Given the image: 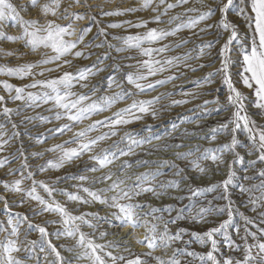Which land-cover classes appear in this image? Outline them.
I'll return each instance as SVG.
<instances>
[{
  "label": "snow or ice",
  "instance_id": "snow-or-ice-1",
  "mask_svg": "<svg viewBox=\"0 0 264 264\" xmlns=\"http://www.w3.org/2000/svg\"><path fill=\"white\" fill-rule=\"evenodd\" d=\"M74 5L85 11L74 10ZM94 7L100 8L98 14L90 11ZM97 15L121 19L101 27ZM85 20L88 24L82 25ZM185 31L188 35H183ZM3 41L16 47L0 46V59L5 61L0 63V76L21 83L0 79L4 93L0 94V153H7L0 155V169H6L0 177L4 213L0 264H264V0H138L135 5L110 9L88 0H73L67 6L64 0L20 4L0 0ZM102 48L100 54L91 51ZM113 50L136 55L114 57ZM29 54L33 59L24 61ZM93 55L97 58L91 64H77ZM7 58L20 62L12 65ZM105 60L112 64L105 65ZM106 67L111 72L93 83L92 78ZM196 72L203 74L189 78ZM169 84L172 90L157 92ZM186 85L194 90L184 91ZM177 89L181 98L171 99L163 108L170 110L216 93L188 111L202 109L201 116L223 113L210 129V142L219 135L229 139L173 152L175 160L141 158L138 150L154 155L145 145L156 151L185 147L183 143L153 145V139L163 138L126 130L146 116L157 118L161 109L156 105L176 96ZM150 92L156 94L145 96ZM9 102L20 103L9 107ZM45 105L51 115H23L19 121L60 122L37 133L35 145L70 135L32 151L20 140L9 151L21 136L12 117L21 116L22 109ZM105 112L109 115L101 116ZM193 120L180 118L168 135L180 131L185 138L209 139L180 129ZM30 158L44 159L33 165ZM14 160L19 165L7 167ZM176 160L188 163L182 167ZM66 166L77 171L38 178ZM165 167L174 171L170 178L159 179ZM138 168L144 171L134 170ZM213 175L223 178L205 185L194 183ZM163 197L189 203L178 207L150 202ZM25 205L26 211H13ZM44 214L51 218L41 223L30 218ZM196 225L205 227L196 229ZM32 231L39 233L38 239H29ZM193 243L203 250H190Z\"/></svg>",
  "mask_w": 264,
  "mask_h": 264
},
{
  "label": "rangeland",
  "instance_id": "rangeland-1",
  "mask_svg": "<svg viewBox=\"0 0 264 264\" xmlns=\"http://www.w3.org/2000/svg\"><path fill=\"white\" fill-rule=\"evenodd\" d=\"M14 3L20 4V3H26V0H13ZM73 2V0H64L65 6H67L68 4H71ZM138 2V0H123V3H121V0H88L89 4H93V5H101L103 6L104 9H110L115 7L116 5H120L121 7H126L129 5H135ZM74 10L77 11H85L84 8L80 7V6H75L74 5ZM180 9H177L176 11H179ZM92 13L98 14L100 12V8L98 7H94L90 10ZM31 12V9H29L28 13H25V15L29 14ZM136 15H147V13H137ZM97 19H100L103 21V23L100 25L101 27L105 26L107 22L112 21V20H118L121 19L120 17H101L99 15H97ZM82 25H87L88 21H82L81 22ZM9 32H15L16 29L15 28H9L8 29ZM96 31V27H93V33H95ZM108 31L110 32H114V33H122L123 30H116V29H108ZM131 31H136L135 29H132ZM183 35H188L187 31H185L183 33ZM89 38H91V34L89 36ZM99 39H103V37H100ZM109 39H111V37H109ZM94 43L99 42V40L93 41ZM113 43H116L115 41H112ZM0 46H3L5 48H14L16 47L15 44H12L10 42L7 41H3L0 42ZM189 47H192V45H188ZM186 46V47H188ZM23 51V49H22ZM91 51L100 54L102 52L105 51V49H91ZM177 51H183L181 50H177ZM136 55L135 52L132 53H116L114 50L112 51V56L114 57H120V56H125V55ZM170 54H174V53H170ZM96 55H93L92 57H90L88 60H79L77 61L78 65H85V64H91L92 61L96 60ZM8 62L12 65H15L16 63L20 62L17 61L15 58H7ZM33 59V56L31 54L24 56L23 60L24 61H28ZM5 62L4 60L0 59V63ZM122 64H127V63H135V61H127V60H121L119 61ZM105 65H111L112 64V60H105L104 61ZM129 69H123V71H128ZM209 69H204V72H207ZM111 72V68H105V72L100 73L99 75H97L96 77L92 78V82L95 83L96 81L101 80L102 77H106L109 73ZM202 72H196V73H189V78H195L197 76L202 75ZM52 75H56V73H52ZM0 79H9L10 82L12 83H16L19 84L21 83L20 80H18L17 78L14 77H5V76H0ZM179 82H183V78L181 80L176 81L177 84H179ZM169 87V88H167ZM215 87V86H213ZM170 88H172V85H165L161 88L157 89V92H163L166 90H169ZM172 90V89H170ZM190 90H194L193 86L191 85H186L184 88V91H190ZM113 91H115V89H113ZM0 94H4L2 92V86H0ZM156 92H150V93H145V96H151V95H155ZM216 95V93H212L211 95H203L201 96L199 99L197 100H193L191 103L182 105V106H174L172 107L170 110L163 108L162 106H166L169 104V101L171 99H177V98H181L180 97V90L177 89L176 90V96L173 97H168L166 99H163L160 101V103L158 105H156V107L158 109H161V111L159 112V115L157 116V118L153 119L151 116H146L144 120L142 121H138L135 122L132 125H129L128 128L126 130H130V131H134L139 133L140 136H148L151 134H155V135H159L161 136L163 139L160 141H157L155 139L152 140V144H160L163 145L165 143H172V144H177V143H183L185 145V147L183 148H169L166 151H164L163 149H161L160 151H156L155 149H152L149 145H145L144 148L145 150L148 151H153L154 155L153 156H146L145 153L143 151H139V156L141 158L144 159H173L175 160L176 158L172 155L173 152L176 151H187L189 146L195 145V144H200L203 147H209V146H215L217 144L223 143L226 140L229 139V137H226L224 135H219L216 141H211L210 142V129L212 127H214L217 123V121H219L223 115V113H221L220 115H217L215 113L211 114V115H206V116H201L199 115L200 112H202V109H197L196 113H192L189 112L188 109H191L194 107V105L196 104H200L203 102L204 99H212L214 96ZM207 97V98H206ZM221 99H223V93L221 91ZM129 101H122L120 104L116 105L115 107H122L124 106V104L129 103ZM20 102H16L15 104L9 102V107H16L17 104H19ZM49 107L48 105L42 106L41 108L38 109H22L21 112V116H13V120H15L18 124L19 121L22 119L23 115H33L35 113H40L41 115H51V113L45 111V109ZM208 107L214 108L216 107L215 105H208ZM113 110H115V108H113ZM177 113H179L178 116H174ZM103 115H109L108 112L102 113L101 116ZM194 117L193 122L190 123H185V124H181L180 125V129H184L187 128L189 129L190 133L194 132L196 133L197 136H208L209 139H197L194 136H190L188 138H185L183 135L180 134V131L177 132H172L171 136L168 135L169 132H171V125L173 123H180V118L182 117ZM100 118V116L94 117V119H98ZM164 118H171L172 120H163ZM258 119V118H257ZM0 120H3V117H0ZM196 121H199V123H196ZM57 122L54 119L51 121V123L48 124H44L41 123L40 121H32L31 124L30 122H25L24 124H19V130L21 132V136L19 137L18 140L14 141L12 143V147L9 149V151H14L16 147L19 146V141L22 140L24 142L25 148L28 151H32V150H38L41 147H47L48 145L55 143V142H59L62 139H66L67 135L70 134H66L63 137H55L53 139H49L46 141V143L44 145H35V136L37 133L40 132H44L46 129L51 128L53 126H55ZM35 125V126H34ZM151 126V127H145V126ZM10 129V125L8 126ZM29 136H32L33 139L30 140ZM241 139H243V136L240 137ZM117 139L116 137L112 138ZM108 143H111V141H109ZM203 147L201 148V151H203ZM241 152L243 153V150H241ZM7 153H0V155H6ZM199 153H197L198 155ZM50 155V154H49ZM46 158V157H45ZM44 158H41L39 160L37 159H32L30 158V163L33 165H36L38 163H42ZM132 160H135L136 157H132L129 158ZM177 163H179L182 167L184 165H186L188 163L187 160H176ZM20 161L19 160H14L12 161L7 167H16L17 165H19ZM202 163L211 166V162L210 161H203ZM145 167H157V165H148ZM238 168L241 166H237ZM135 171H144V168H138V169H134ZM6 171V169H0V177H3V173ZM77 169L75 167H68L66 166L65 169L60 170V172H56V173H47V174H39L38 178H43L44 175H62L65 172H76ZM174 171V169L169 170L167 167H165L164 169V176L159 177V179H168L171 177V172ZM252 173V170L249 171V174ZM242 174V173H241ZM4 178H8L10 179L11 177H4ZM223 177L221 176H216L213 175L211 177H204L201 180L198 181H194L195 184L197 185H205L207 183H209L210 181H214V180H219L222 179ZM70 183V182H69ZM245 183H255V181H246ZM183 187V186H182ZM170 192H174L175 190L169 189ZM176 194H180V195H187L186 192H177ZM209 199L211 198V196L208 197ZM237 199H240V197H236ZM145 199H148V197H145ZM152 204L156 205V206H161L163 204H167V203H175L177 204L178 207H183L184 205H187L189 203V201L187 199H185L184 201L180 202V201H174L169 199L168 197H163L160 200H156V199H151L150 201ZM28 205H25L24 207H16L13 209V211H26L27 210ZM84 210V209H82ZM243 210V209H242ZM187 211V209L185 210ZM175 213H173L174 215ZM250 214V213H249ZM165 215H167V213H165ZM4 217V213L2 211V205H0V218ZM31 219H33V221L35 223H41L44 219H49L51 218L49 216V214H44L43 216H34V217H30ZM224 217H216L215 219L219 220V219H223ZM103 224V222H101ZM182 224L184 222H181ZM189 227H192L191 225H187ZM104 227H107V225H104ZM205 227L203 225H196L195 228L199 229ZM49 230H52V227H49ZM39 238V233L36 231H32L29 233V239H38ZM111 238V237H109ZM189 237H185V239H188ZM54 242H56L54 240ZM58 243V242H57ZM140 246H137L138 250H139ZM190 250H197V251H202L203 249L200 248V246L196 243H193L190 247ZM194 264H196V262H194Z\"/></svg>",
  "mask_w": 264,
  "mask_h": 264
},
{
  "label": "bare ground",
  "instance_id": "bare-ground-1",
  "mask_svg": "<svg viewBox=\"0 0 264 264\" xmlns=\"http://www.w3.org/2000/svg\"><path fill=\"white\" fill-rule=\"evenodd\" d=\"M190 46H191V45H190ZM188 47H189V46H188ZM180 83H181V82H179V84H180ZM167 88H169V87H167ZM170 89H172V88H170ZM170 89H169V90H170ZM206 98H207V97H206ZM178 115H179V113H177V114L174 115V116L176 117V116H178ZM163 120H172V119H171V118H164ZM30 124H31V122H30Z\"/></svg>",
  "mask_w": 264,
  "mask_h": 264
}]
</instances>
